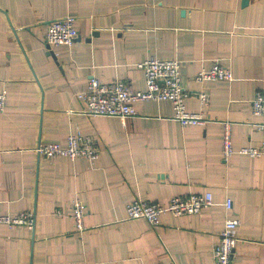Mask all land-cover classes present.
Listing matches in <instances>:
<instances>
[{"label": "crops", "instance_id": "crops-1", "mask_svg": "<svg viewBox=\"0 0 264 264\" xmlns=\"http://www.w3.org/2000/svg\"><path fill=\"white\" fill-rule=\"evenodd\" d=\"M66 17L79 40L50 48L53 58L45 33ZM148 58L181 63L186 110L204 126H180L168 102L136 103L125 121L82 115L76 95L90 78L145 90L137 65ZM214 63L233 80L197 82ZM262 89L264 0H0V216L34 217L31 229L0 225V264H214L226 218L239 221L232 264H264V157L222 156L223 124L235 150L260 144L251 101ZM77 132L98 147L95 161L36 154ZM206 192L211 207L155 227L126 216L134 200ZM75 199L86 208L80 233Z\"/></svg>", "mask_w": 264, "mask_h": 264}, {"label": "built area", "instance_id": "built-area-1", "mask_svg": "<svg viewBox=\"0 0 264 264\" xmlns=\"http://www.w3.org/2000/svg\"><path fill=\"white\" fill-rule=\"evenodd\" d=\"M74 19L66 17L51 22L46 30L44 42L50 48L59 46H72L78 37V31L74 26ZM181 63L176 59L148 58L137 65L144 73L145 90H131L124 82L115 80L110 83H102L95 78H90L86 89L76 95L84 108L81 111L84 117L117 118L121 121L133 118L137 115L135 104L139 102H168L173 109V119L182 127L204 126L206 120L201 113H191L186 110L185 102L192 96L181 86ZM195 80L199 83L206 81L231 82V71L218 63H214L207 71H201ZM200 103L208 105V95L196 94ZM195 95V96H196ZM6 92H0V113L4 110ZM252 113L259 116L261 121L254 128L261 134L260 144L257 147H246L235 150L232 145L230 127L223 124L222 156L228 159L234 154L245 155L251 158L264 157V89L256 91L252 101ZM39 157L45 159L66 158L73 162L82 159L87 162L95 161L99 156V149L95 143L81 133H71L66 137V145L47 144L39 145L35 149ZM214 204L211 193L191 194L177 196L169 199L166 205L159 203L134 200L126 205L125 212L129 220H145L155 227L159 224V218L164 214L173 217L194 215ZM225 212H232V200L225 199L222 204ZM85 206L79 199L72 203V219L76 232L85 229ZM0 225L7 228L34 226V217L31 212H21L14 216H0ZM239 221L234 218H226L219 234V242L213 251L214 264H232L234 250L237 244L236 230Z\"/></svg>", "mask_w": 264, "mask_h": 264}, {"label": "water", "instance_id": "water-1", "mask_svg": "<svg viewBox=\"0 0 264 264\" xmlns=\"http://www.w3.org/2000/svg\"><path fill=\"white\" fill-rule=\"evenodd\" d=\"M242 4L243 5H246L247 4V0H242ZM76 40H79V37L76 38ZM47 50H48V54L54 58V53L53 51H51L50 47L49 46H46Z\"/></svg>", "mask_w": 264, "mask_h": 264}]
</instances>
